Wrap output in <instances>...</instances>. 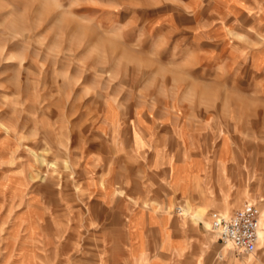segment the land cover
Segmentation results:
<instances>
[{"label":"rangeland","instance_id":"374dc122","mask_svg":"<svg viewBox=\"0 0 264 264\" xmlns=\"http://www.w3.org/2000/svg\"><path fill=\"white\" fill-rule=\"evenodd\" d=\"M215 162L264 220V0H0V264H146L132 214L220 213Z\"/></svg>","mask_w":264,"mask_h":264},{"label":"crops","instance_id":"0c3cea01","mask_svg":"<svg viewBox=\"0 0 264 264\" xmlns=\"http://www.w3.org/2000/svg\"><path fill=\"white\" fill-rule=\"evenodd\" d=\"M218 156L219 155H217V157ZM235 158L236 157L232 154H221L220 159H222V165H224L225 170H227V165ZM192 161L194 163L190 166L189 173L197 172L195 168L197 165L206 166V168L208 169V166L203 159L198 158L196 160L193 159ZM214 167L215 168H213L211 171L208 170L210 174V191L212 200L211 203L215 207L221 208L222 212L225 209V200L227 201L230 208H233L238 204L243 191H241V195H238L232 200L229 199L230 191L227 186L228 182H226L224 186H222V188L218 186L217 179L220 175L217 172L216 162ZM221 192L227 193V198L224 199V201ZM207 199L209 202V197ZM179 200L185 202L182 206L179 207L180 210L182 209V207H185V205L188 204L193 209L203 210L206 213V219L209 220V222L211 221L210 217L208 216L209 210L206 206H201V197L197 191H194L191 182L188 181L187 184H185L184 193H181L179 195ZM166 202L167 201L164 199L160 203L165 204ZM171 203L174 205L173 212L171 214H153L149 211L140 212L137 210L135 211L136 213H133L131 216L133 222L131 224V228L128 230L130 244H139L140 246H142L143 251H145L147 256L146 264H150V261L153 259H155L154 264H196L197 257H201V264H220L218 263V255L221 254L222 250L218 249V246L221 245L219 236L215 237V239H211V237L208 236L205 226L203 230L202 226L200 225L203 223L194 224L189 219L186 221L184 220L183 222L179 215H177L178 213H174V210L178 206L175 203L174 198L169 200V205ZM159 206L160 204L156 205L157 208ZM168 208L169 207H167V209ZM230 212L224 216H228ZM182 214L183 211L181 210V217ZM205 233L210 244H206L207 246L204 247L203 244L206 241ZM152 247L155 248V253L152 251ZM260 247L261 244L259 248ZM177 249H184L181 256L175 255L174 250ZM233 253L237 255L238 252L234 251ZM240 254L242 255L243 253ZM126 255L128 258V264H132L131 260L128 257V253Z\"/></svg>","mask_w":264,"mask_h":264},{"label":"built area","instance_id":"2783aa9c","mask_svg":"<svg viewBox=\"0 0 264 264\" xmlns=\"http://www.w3.org/2000/svg\"><path fill=\"white\" fill-rule=\"evenodd\" d=\"M260 216V209L245 204L229 216L211 213L210 225L222 245H229L235 252L251 254L256 251L258 244Z\"/></svg>","mask_w":264,"mask_h":264},{"label":"bare ground","instance_id":"6f19581e","mask_svg":"<svg viewBox=\"0 0 264 264\" xmlns=\"http://www.w3.org/2000/svg\"><path fill=\"white\" fill-rule=\"evenodd\" d=\"M173 206H174L173 204H170L168 210L172 212L173 211ZM181 210L183 211V215L181 217V218H183L182 219L183 221H184V219L185 220L189 219L194 224L203 223L205 225V229H206V231L208 233V236H210L211 239H215V237H218V234L212 230L209 220H207L206 217H205L206 213L203 210H196L193 214H190L191 211H190V207L188 205L185 206V208L182 207ZM226 213H227V209H225L221 214L224 216V215H227ZM261 243H264V220H262V213H261L260 220H259L258 244H257V247H256V251L254 253H251V254H247V253H244L242 251H239L238 253L239 254L243 253L242 256L245 257V261H249V259L254 254L257 253L258 248H259ZM226 246H229V245H226ZM227 251L230 252V253H233L231 249H227Z\"/></svg>","mask_w":264,"mask_h":264}]
</instances>
